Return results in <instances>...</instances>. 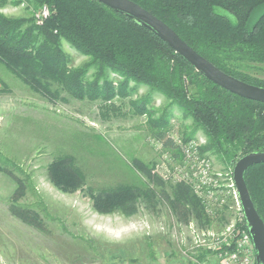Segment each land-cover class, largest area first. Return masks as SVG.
Wrapping results in <instances>:
<instances>
[{"label": "rangeland", "instance_id": "obj_1", "mask_svg": "<svg viewBox=\"0 0 264 264\" xmlns=\"http://www.w3.org/2000/svg\"><path fill=\"white\" fill-rule=\"evenodd\" d=\"M15 1L0 3V12L34 17L33 5ZM263 10L254 11L251 23ZM63 46L74 67L89 60L67 42ZM252 67V75L264 78V64ZM0 79L6 84L0 91V264L208 263L219 257L211 248L217 236L245 227L232 186L236 163L227 166L202 152L206 135L163 94L131 82L136 89L112 102L80 100L63 90L44 95L1 62ZM133 102H148V112L138 113ZM160 127L174 148L157 139ZM187 148L196 155H187ZM62 157L81 173L82 187L65 191L51 181L49 166ZM205 169L209 178L202 183ZM9 171L26 185L18 204L37 210L44 229L11 212L17 182ZM123 184L141 190L135 212L94 207L88 188ZM180 188L198 201L184 198L185 214L173 208ZM195 206L200 213L192 212Z\"/></svg>", "mask_w": 264, "mask_h": 264}, {"label": "trees", "instance_id": "obj_2", "mask_svg": "<svg viewBox=\"0 0 264 264\" xmlns=\"http://www.w3.org/2000/svg\"><path fill=\"white\" fill-rule=\"evenodd\" d=\"M133 1L166 22L218 68L264 87V78L249 72L253 64H264V10L251 23L252 14L264 6V0ZM21 2L27 3V8L33 5L32 10L44 4L51 9L43 25H38L32 15L8 16L0 12V62L32 90L44 95L61 94L63 90L80 100L112 102L136 89L131 82L144 84L177 105L184 117L203 131L207 140L202 152L215 154L223 164L231 166L246 154L264 151V103L214 83L137 19L98 0L13 3ZM64 41L89 60L79 67L71 65ZM112 75L120 79L115 80ZM0 84V91L5 90L1 79ZM148 102L133 105L138 113L146 114ZM161 127L155 132L157 139L174 148V140ZM48 174L65 191L84 185V178L68 157L54 160ZM14 177L17 188L11 212L29 225L44 229L37 210L18 204L26 185ZM245 180L264 220V162L249 167ZM87 190L94 199V207L105 213L131 214L141 195L140 188L131 184ZM180 193L182 197L173 208L185 214L190 209L182 201L190 200V192L180 188ZM195 207L192 212L200 213Z\"/></svg>", "mask_w": 264, "mask_h": 264}, {"label": "water", "instance_id": "obj_3", "mask_svg": "<svg viewBox=\"0 0 264 264\" xmlns=\"http://www.w3.org/2000/svg\"><path fill=\"white\" fill-rule=\"evenodd\" d=\"M112 9L127 14L154 31L176 52L189 61L204 76L239 96L264 103V87L253 85L218 68L190 46L166 22L133 0H98ZM264 162V151L242 156L234 167L237 186L246 221L252 235L257 264H264V220L258 212L245 180V172L252 165Z\"/></svg>", "mask_w": 264, "mask_h": 264}, {"label": "built area", "instance_id": "obj_4", "mask_svg": "<svg viewBox=\"0 0 264 264\" xmlns=\"http://www.w3.org/2000/svg\"><path fill=\"white\" fill-rule=\"evenodd\" d=\"M50 14V7L46 4L41 5L34 15L36 23L38 25H43ZM185 151L187 152V155H196V152L192 151L190 148H187ZM208 178V169H205L204 172L201 173L199 179L202 181V183H207ZM232 179V186L236 188V195L240 200L239 192L234 181V171ZM244 221L245 227H233L223 236H217L215 241L212 242L211 248L216 250V252H219V257L216 261L199 264H257L254 242L246 221V217Z\"/></svg>", "mask_w": 264, "mask_h": 264}]
</instances>
